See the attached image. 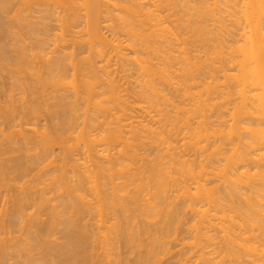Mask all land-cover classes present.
I'll use <instances>...</instances> for the list:
<instances>
[{
    "label": "bare ground",
    "instance_id": "6f19581e",
    "mask_svg": "<svg viewBox=\"0 0 264 264\" xmlns=\"http://www.w3.org/2000/svg\"><path fill=\"white\" fill-rule=\"evenodd\" d=\"M15 67L0 264H264V0H0Z\"/></svg>",
    "mask_w": 264,
    "mask_h": 264
},
{
    "label": "rangeland",
    "instance_id": "374dc122",
    "mask_svg": "<svg viewBox=\"0 0 264 264\" xmlns=\"http://www.w3.org/2000/svg\"><path fill=\"white\" fill-rule=\"evenodd\" d=\"M9 17V16H8ZM9 19V18H8ZM6 20L5 19V23H7L6 21H9V20ZM51 49V48H50ZM85 51V50H84ZM19 68V67H18ZM15 69V70H14ZM13 69V73L12 72H8V71H2V72H0V85L1 86H3V89L4 90H2V93H0V108H5V107H7L10 103V96H13L12 97V99L13 98H15V99H13V100H15L17 103V105L18 106H20L19 104H21V103H19V100L21 99L20 97V95H21V90L20 89H18L19 87L17 86L18 85V83H16V81L13 83L12 81H14V79H12L13 77H18V75L19 74H17L18 72H17V69H16V67ZM16 72V73H15ZM2 74V75H1ZM4 74V75H3ZM12 74H13V76H12ZM17 74V75H16ZM6 75V76H5ZM10 75V76H9ZM24 77L26 76V75H23ZM222 75H220V77H221ZM4 78V79H3ZM7 81V82H6ZM3 83V84H2ZM6 83V84H5ZM8 84V85H7ZM12 85V86H11ZM14 86V87H13ZM7 87V88H6ZM16 87V88H15ZM18 87V88H17ZM5 92V93H4ZM3 94V95H2ZM9 95V96H8ZM8 96V97H7ZM15 96V97H14ZM3 103V104H2ZM6 103V104H5ZM4 105H7V106H4ZM45 109L47 110V108L45 107ZM44 109V110H45ZM46 110L45 111H43L44 113H42V114H40V116H39V119L38 118H33V119H35V120H33L32 118L30 119V120H28L29 118H25V119H19L18 120V124H24V126H26V128H28V126L29 125H31V124H34V123H38L40 126V129H41V127L43 126V129L46 127H51V122L49 121L50 119H49V116H47V112H46ZM48 111V110H47ZM43 115V116H42ZM39 120V121H38ZM26 122H28V124L26 123ZM50 122V123H49ZM25 123L28 125H25ZM48 124V125H47ZM50 124V125H49ZM43 131V130H42ZM29 136L31 135L30 133L28 134ZM31 136H33V135H31ZM66 136H68V135H66ZM66 136H62V137H66ZM75 136H76V134H75ZM1 140V139H0ZM22 141V140H21ZM1 142H2V140H1ZM0 142V143H1ZM69 142H71V143H74L73 142V140L71 139ZM71 143H69V145H72ZM60 147H55V148H53L54 149V156L55 157H57V160H58V162L57 163H55L54 164V166L55 165H60L61 164V159H62V152H61V150L59 149ZM151 155H153L152 153H151ZM51 168H53V166H51V167H47L46 168V170H49V169H51ZM52 173V172H54L53 171V169H52V171L50 170L49 171V173ZM37 174H38V177H40L41 175H40V173H39V171H35L34 173H33V175L35 176V177H37ZM48 174V173H47ZM44 174V175H46V176H43L41 179V181L43 182V181H47L46 183H49V176L48 175H50V177L52 176V175H54V173L53 174ZM15 176V175H14ZM13 176V177H14ZM13 177H11V178H13ZM29 178V177H28ZM28 178H26V179H24V180H20L19 182L20 183H17L18 184V186L20 187V186H22V184H23V182H25V183H27L26 181H30L31 180V176H30V178L28 179ZM48 178V179H47ZM28 179V180H27ZM17 181V180H16ZM11 183L10 184H12L13 186H14V183L16 184V182L15 181H10ZM18 182V181H17ZM17 184H16V186H17ZM20 184V185H19ZM11 185V186H12ZM10 186V191L9 190H7V187L5 188L6 190H4V188H1L0 189V196H1V198H0V201H1V203H0V228H2V224L4 225V223H5V221L8 219V217H7V215H5L6 214V211L7 210H11V209H14L15 208V206H13V205H15V200H16V197L14 196V194H16L17 193V196H18V192H17V189H16V187L14 188V190H13V187H11ZM11 188H12V191H11ZM9 191V192H8ZM15 191H16V193H15ZM11 192V193H10ZM4 193V194H3ZM7 193H8V195H7ZM12 193H14L13 195H12ZM61 193V192H60ZM8 196V197H7ZM13 196V197H12ZM51 196V195H50ZM4 197H6V198H4ZM9 197H11V198H9ZM14 197H15V199H14ZM13 199H14V201L15 202H12L13 201ZM11 200V201H10ZM6 201V202H5ZM8 201V202H7ZM5 204V206H3ZM53 204H56L55 202L53 203ZM34 212H35V208H33V209H29V210H27L26 211V215L27 216H25V218H24V220L26 221H28L29 222V220L31 221V220H33L32 218H30L31 217V215H32V213L34 214ZM44 216H41V219L44 221L46 218H47V215L45 216V214H43ZM2 216H3V218H2ZM30 216V217H29ZM88 217V218H87ZM86 217V219L85 220H87L88 222H87V224H89V226H90V224L92 225V223H94V219L92 218L91 219V217H89V216H87ZM186 217H188V216H186ZM186 217L183 219V221L185 220V222L187 221V226H188V224L190 223V221L189 220H191V217L189 216L188 217V219H186ZM6 218V219H5ZM190 218V219H189ZM2 221H3V223H2ZM184 222V223H185ZM2 223V224H1ZM84 223V222H83ZM84 224H86V221H85V223ZM31 225H33L32 227H34V226H36V225H34V224H31ZM28 226V225H27ZM29 227V228H28ZM28 227H25V229H23V231H18V229L19 228H17V230L16 231H18V233H14V237H16V238H20L21 236H23L25 239H28V238H30V239H32V238H35V236H34V234L33 233H35L34 231H37L38 230V227L36 226L35 227V229H33L34 231H32L33 233H30V235H29V233H28V231H25V230H29V229H32L30 226H28ZM185 227H186V225H185ZM184 227V228H185ZM28 228V229H27ZM94 228V227H93ZM3 229V228H2ZM2 229H0V234H1V232H2ZM20 230V229H19ZM31 230H29V232H30ZM27 232V235L26 234H24V233H26ZM182 233V232H181ZM2 234H3V232H2ZM20 234H22V235H20ZM62 233L60 232V233H58V234H56L53 238H52V240H56V239H58L59 237H60V240L58 239V241L59 242H61L62 240H61V238H62V236H63V234L61 235ZM185 234V236L184 237H186V235L188 236V234L187 233H185V232H183L182 234H180L181 235V237L183 236ZM25 235H26V237H25ZM33 237H32V236ZM1 236V235H0ZM29 236H31V237H29ZM1 237H4V235L3 236H1ZM22 237V238H23ZM56 238V239H55ZM29 240V239H28ZM31 242V241H30ZM33 244V243H32ZM176 244V243H175ZM175 244H172V246H170V247H172L171 248V250H172V255L169 257V256H166V257H164V255H163V258L164 259H162L163 261H161L160 262V260H158L157 259V261L159 262H157L156 261V259L153 261L154 262V264H177V262H178V260L177 259H180L179 257H181L180 255H181V248H180V245H177L176 244V247H175ZM174 245V246H173ZM178 246V247H177ZM41 250V249H40ZM40 250H39V252H36V251H38V250H36L34 253H36V255H37V253L39 254H41V252H43V250L44 249H42V251L40 252ZM93 250H95V251H93V255L95 256V254H96V257H94V256H92V257H94V259H95V261H97V260H99V259H97L96 260V258H99V256L101 255V251H100V249L97 247V249L96 248H94ZM122 250H124L123 248H122ZM180 250V251H179ZM95 252V253H94ZM97 252V253H96ZM123 252V251H122ZM127 252V250H124V252L123 253H126ZM182 252H183V250H182ZM179 253V255L177 256V254ZM97 255H98V257H97ZM124 255V254H123ZM126 256H128L127 255V253H126V255H124V257H126ZM177 256V257H176ZM38 257V256H37ZM91 257V256H90ZM133 257V255H130V258H132ZM174 257V258H173ZM162 258V257H161ZM173 258V259H172ZM92 259V258H91ZM133 259V258H132ZM152 262V263H153ZM176 262V263H175ZM151 263V264H152ZM91 264H92V261H91Z\"/></svg>",
    "mask_w": 264,
    "mask_h": 264
}]
</instances>
